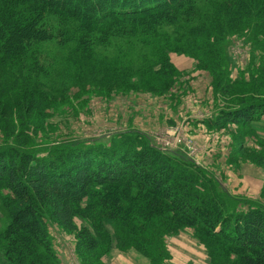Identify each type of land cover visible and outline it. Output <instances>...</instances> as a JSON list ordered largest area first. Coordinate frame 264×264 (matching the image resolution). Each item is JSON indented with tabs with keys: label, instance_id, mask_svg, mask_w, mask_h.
I'll list each match as a JSON object with an SVG mask.
<instances>
[{
	"label": "trees",
	"instance_id": "obj_1",
	"mask_svg": "<svg viewBox=\"0 0 264 264\" xmlns=\"http://www.w3.org/2000/svg\"><path fill=\"white\" fill-rule=\"evenodd\" d=\"M240 35L251 59L248 76L233 78L225 44ZM172 52L194 58L229 100L203 122L251 132L264 116V0H0L1 110L11 119L32 114L75 86L167 94L179 76ZM109 138L47 154L27 147V133L18 139L25 146L0 145L10 214L0 264H55L47 220L75 233L83 264H104L117 244L165 264L167 238L185 229L211 264H264L263 203L231 195L184 151L162 149L144 133ZM77 215L91 228L78 227Z\"/></svg>",
	"mask_w": 264,
	"mask_h": 264
},
{
	"label": "rangeland",
	"instance_id": "obj_2",
	"mask_svg": "<svg viewBox=\"0 0 264 264\" xmlns=\"http://www.w3.org/2000/svg\"><path fill=\"white\" fill-rule=\"evenodd\" d=\"M249 43L247 36L240 35L231 37L225 44L233 78L244 73L248 76ZM53 47L47 46L48 49ZM170 56L179 76L176 86L167 94L130 89L98 91L75 86L67 97L54 102L51 107L24 116L13 114V120L12 115L3 113L0 105V145L17 143L20 144L17 146H25L26 142L20 143L18 139L23 141L27 133L30 140L27 147L47 154L56 146L65 149L75 143L108 145L109 137L117 132H141L162 149L184 151L195 163L211 171L231 195L264 204L261 194L264 186V150L261 145L264 116L252 123L251 132L233 123L222 129L209 128L203 120L217 114L229 100L215 90L212 76L200 69L194 58L177 52ZM2 192L6 194L7 190L3 188ZM238 206L245 208L247 204ZM9 220L10 214L0 193V231ZM47 223L58 256L55 264H83L76 252L75 233L51 220ZM75 223L78 227L91 228L90 222L81 215L76 216ZM107 226L115 233L114 225ZM182 233H189L195 239L193 244L203 248L206 262L211 264L206 246L191 229L167 238L171 258L165 264H203V260L195 257L200 255L198 250H179L181 258L175 255L172 239ZM115 246L103 257L104 264H150L137 250Z\"/></svg>",
	"mask_w": 264,
	"mask_h": 264
},
{
	"label": "crops",
	"instance_id": "obj_3",
	"mask_svg": "<svg viewBox=\"0 0 264 264\" xmlns=\"http://www.w3.org/2000/svg\"><path fill=\"white\" fill-rule=\"evenodd\" d=\"M182 234L183 235H180V236L172 239V248L174 250L175 255L177 257L181 258L182 253L179 250L187 251V252L198 250L200 252L199 253L200 255H197L198 257L197 256H195V257L199 258L200 260H203V261H201L203 264H208L206 262V256L203 252V248L197 247L195 244H193V243H195V242H193V241H195V239L191 238L189 233H182ZM173 257H174V255H173ZM175 261L182 263L179 260H175Z\"/></svg>",
	"mask_w": 264,
	"mask_h": 264
}]
</instances>
